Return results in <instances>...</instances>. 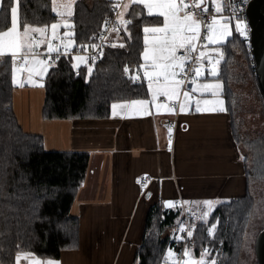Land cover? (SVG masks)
Masks as SVG:
<instances>
[{"label":"trees","instance_id":"obj_1","mask_svg":"<svg viewBox=\"0 0 264 264\" xmlns=\"http://www.w3.org/2000/svg\"><path fill=\"white\" fill-rule=\"evenodd\" d=\"M112 0H77L71 32L74 45L91 44L107 16ZM52 0H20L19 16L33 26L51 25L59 19ZM131 24L114 34L115 46L103 59L79 66L60 57L44 78V119L107 118L113 103L146 97L145 82L125 76L143 63V29L162 22L141 4L127 12ZM10 0L0 9V30L10 26ZM120 45H123L121 47ZM46 43L41 49H46ZM224 52L217 78L225 85L232 134L243 153L247 188L241 195L220 203L199 222L190 239L193 257H214L216 264H246V242L252 231L264 229V90L257 73L250 39L235 30L217 45ZM91 68V72H89ZM17 85L12 83L10 55L0 58V264H16L17 254L28 252L41 259H58L80 246L81 222L72 212L86 179L90 154L86 151L48 150L44 138L26 132L13 107ZM253 96L249 98L248 94ZM181 207L153 203L147 213L143 237L133 264H171L169 248H180ZM216 224L210 234L208 228ZM251 264H258L257 255Z\"/></svg>","mask_w":264,"mask_h":264},{"label":"crops","instance_id":"obj_2","mask_svg":"<svg viewBox=\"0 0 264 264\" xmlns=\"http://www.w3.org/2000/svg\"><path fill=\"white\" fill-rule=\"evenodd\" d=\"M76 1L56 0V5L71 3L74 10ZM225 1L221 0V4ZM133 4L137 3L127 0L125 13ZM145 10L147 12L146 7ZM162 23L163 17L159 24ZM153 26L156 25L147 27ZM210 49L207 56L216 59L217 54ZM201 69L202 75L195 77L197 83L218 80L222 88L214 95L195 92L192 84L184 90L181 86L182 102L185 91L190 93V99L188 110L179 111V127L175 139L171 134V145L169 128L161 121L174 119L175 110L158 111L155 104L150 103L146 115L119 108L116 109L118 114L113 115L112 108L107 118L44 119L45 90L16 87L13 107L26 132L42 135L48 150L90 154L86 179L72 208L81 222L80 246L53 260L60 264H133L153 203L172 200L177 205L180 190L189 205L201 207L205 212L209 210L203 204L205 200L218 201L211 209L214 210L223 201L246 192L243 153L232 134L225 85L222 80L213 78L211 69L204 64ZM139 72L142 74V69ZM218 72L219 65L217 75ZM139 99L150 101L149 91L146 97L132 100ZM197 99L201 107L204 100L222 99L226 111L197 112ZM158 102L169 106L171 103L163 96L158 97ZM143 176L154 178L144 195L140 185ZM19 254L21 258L16 264H31L34 259L49 260L28 252Z\"/></svg>","mask_w":264,"mask_h":264},{"label":"snow or ice","instance_id":"obj_3","mask_svg":"<svg viewBox=\"0 0 264 264\" xmlns=\"http://www.w3.org/2000/svg\"><path fill=\"white\" fill-rule=\"evenodd\" d=\"M132 3L144 5L149 14H157L163 17V23L159 26L144 27L143 37V52L141 53L143 63L139 65V69H142V76L139 72L130 76L133 81L141 80L142 78L147 81V88L151 95V100H132L124 101L122 103H113V115H117L116 109L124 111L125 109H131L132 114L146 115L148 114V106L150 103L155 104L156 109L166 112H173L174 109L169 106L168 103L158 102V97L163 96L167 101H179L181 94V86L185 84L184 79H180V76L187 77L186 64L192 60L190 53L195 51L198 46V41L201 38L202 27L206 28V35L204 40L212 45H222L227 39L232 36L230 30L231 18H225L220 15H212L209 18V22L204 25L201 20L196 18L195 9H201L206 14L209 11V3L212 5L215 13H221L223 11L221 0H192L191 3L186 0H131ZM19 4L20 0H10V26L6 30H0V58L10 54L12 62V83L20 87L24 86V81L17 78V64L20 62V70H27L29 73H38L43 75L49 69L50 58L53 52L60 53L61 47L65 53L72 48L74 43L72 37L73 32L66 31L62 36H58L57 32L62 26L64 28H71L73 25L69 20L63 19L66 17H72L73 10L71 3L64 4L57 7L56 0H53L52 11L62 18V22H54L50 25L33 26L30 23L24 22L19 16ZM114 7H120L119 4ZM125 11L128 9V5H123ZM5 8V0H0V9ZM229 21V22H225ZM131 21L124 19V13H120L117 16L116 26L111 31L119 32L120 26H123V30L127 32V25ZM107 26V22L105 24ZM235 32L240 36L247 39V26L246 23L237 18L235 20ZM38 34V38L37 35ZM101 39H104L102 36ZM59 41L54 45V41ZM46 43V51L44 55L49 57V60L41 59V53L37 51L41 45ZM115 46V45H114ZM123 47V45H120ZM82 48L86 46H81ZM92 48H97L95 44L90 45ZM202 47H207V44ZM211 53L217 54V58L214 60L212 55L207 56L208 63L211 65L212 76L217 75V65L224 57V52L220 47H214L209 50ZM206 56L205 51L199 52L198 59H202ZM59 59V55H57ZM75 60L85 62L87 57L75 56ZM94 59V58H93ZM22 61V62H21ZM29 64L31 66H29ZM78 67V65H73ZM195 76L202 75L201 68L193 69ZM91 72V68H89ZM125 73H129V68L125 66ZM29 83H36L29 77ZM193 85V91L200 93L212 92L214 95L218 94L222 88L220 81L197 83L194 77L191 80ZM184 100L180 103V111L184 112L188 110V103L190 99V93L183 92ZM203 107H201V101L196 100L197 112H217L226 111L224 107V101L222 99L216 100H204ZM169 132V145H171V132L172 129H168ZM241 159H244L241 156ZM148 195H151L150 193ZM218 201L205 200L203 204L212 209L214 203ZM187 203V202H185ZM165 207H174L175 201H164ZM209 215L208 211L203 213L201 219L206 218ZM193 229L195 225L192 226ZM216 224H212L208 228V232L212 234ZM180 230L184 231L185 226L180 225ZM187 236L191 238L193 231H187ZM181 236L179 239H183ZM28 255V254H24ZM209 255V249L204 248L201 252L199 259H194L191 255V249L185 248L183 256L185 259L182 261L176 258V253L169 248L166 254V261L171 259V264H216V259L213 257L210 261L206 259ZM21 254H17V262H19ZM31 264H60L59 261L49 259L47 261L34 259Z\"/></svg>","mask_w":264,"mask_h":264},{"label":"built area","instance_id":"obj_4","mask_svg":"<svg viewBox=\"0 0 264 264\" xmlns=\"http://www.w3.org/2000/svg\"><path fill=\"white\" fill-rule=\"evenodd\" d=\"M186 2L191 3L192 0H186ZM250 2L251 0H226L222 5L223 11L221 13H215L212 5H209V11L206 14H204L201 11V9H195L194 11H195L197 19L201 20L202 24L204 25H206L209 22V18L212 15L223 14L227 18L228 17L231 18L230 21L232 22L235 28V20L239 18L246 23L247 33H248L247 38L250 39L252 27H251V24L249 22V18L247 15V10H248V6ZM117 4H119L120 7H114V5H117ZM125 4H127V0H112L111 13L107 16L100 30L95 35L94 42L91 44L83 45V46H86L84 48L81 47L82 45L72 47L69 51H67V53H65L64 49L61 47L59 54L56 52H53L51 54V58L49 61L50 65L53 66L55 62L58 60L57 55H59V58L65 56V57L71 58L72 60L74 59L75 56H84V57H87L85 61L86 63H96L99 60L103 59L106 51L112 48L116 44L115 39H114V34L116 32L111 31V29L114 26H116L117 16L123 12L124 19L131 21L130 17H128L127 13H125V9L123 7V5ZM106 22H107V26H105ZM130 24H128L127 26H129ZM122 29H123V26H120V31ZM34 35H37V38H38V34H34ZM205 35H206V28L202 27L201 38L198 41L197 49L190 53V55L192 56V60L186 64V71L188 72V76L187 77L182 76V79L185 80V84L183 85V90L189 88L191 86V80L194 77H196L193 69L202 68L203 63L201 59H198V57H199V52L202 50L204 51L205 49V47H202L203 45H205V40H204ZM102 36L104 37V39H101ZM58 43H59L58 40L54 41V45ZM92 44H95L98 47L97 48L90 47V45ZM37 51L41 53V57H46L49 60V57L47 55H44L46 50L39 48L37 49ZM76 72L79 73V66L76 67ZM137 72H139V70L135 72H131L129 70V73H125V76L130 79V76L135 75ZM135 82L147 83V81L144 80L143 78ZM181 102H182V98L180 96L179 101H173L170 103V106L175 110L174 119H163L161 121V123L164 126L172 129L171 134H172L173 139H175L177 131H178V127H179V111H180ZM153 180L154 178H150L146 176H143L140 178V185L142 186V195L145 194V192L147 191V189L149 188ZM178 191H179V195H178L177 204L182 209V213H183L182 225L185 226V230L181 232V236H183L184 238L181 239L180 248L176 251V258L182 261L183 259H185V257L183 256V251L185 248L189 249V243L191 239L187 236V231L192 230L194 232L195 228L193 229L192 226L195 225L196 227V225L199 222L205 221L208 218V216L206 218L201 219V217L203 216L204 210L201 207H197L195 205H189L188 203H185L186 200L183 197L181 191L180 190Z\"/></svg>","mask_w":264,"mask_h":264},{"label":"water","instance_id":"obj_5","mask_svg":"<svg viewBox=\"0 0 264 264\" xmlns=\"http://www.w3.org/2000/svg\"><path fill=\"white\" fill-rule=\"evenodd\" d=\"M247 15L251 24L250 45L259 80L264 90V0H251ZM258 264H264V229L256 238Z\"/></svg>","mask_w":264,"mask_h":264},{"label":"rangeland","instance_id":"obj_6","mask_svg":"<svg viewBox=\"0 0 264 264\" xmlns=\"http://www.w3.org/2000/svg\"><path fill=\"white\" fill-rule=\"evenodd\" d=\"M64 4H68V3H64ZM220 16H223V17L227 18L223 14H221ZM63 19H67L68 20V18L66 16ZM58 21H61L62 22V18L59 17V19L57 21H55V22H58ZM225 22H229V21H225ZM159 25H161V24H159ZM159 25H156V26H159ZM230 30L232 31V33L235 30V28H234V26H233V24H232L231 21H230ZM50 31H51V29H50V26H49V34H50ZM66 31H70L71 32V28H64L62 26L60 29H58L57 34H58V36H62V34L64 32H66ZM205 44H207V47L204 49V51L206 52V56L204 58H202L201 61L204 64L205 67H208V68L211 69V65L208 63V60H207V50H208V48H212L214 45L208 43L207 41H205ZM44 50H46V49H44ZM40 58L41 59L48 60L46 57H40ZM73 62H74V65H78V66H80L81 64H84V62H80V61H77L75 59H73ZM218 65H217V67H218ZM29 66H31V65L29 64ZM50 67H49V69H50ZM17 69H18L17 70V78L22 79L24 81V86L44 89V86H43L44 85V78L47 75L49 69L43 75H40L38 73H29L27 70H23V71L20 70V62H18V64H17ZM30 76H31V79L33 81H36V83L33 84V83H29L28 82ZM248 96H249V98H252L253 99V96L251 95V93L248 94ZM212 211L213 210H208L209 214ZM256 238L257 237L255 236V233L251 231L249 233V235H248L247 242H246V254H245L246 255V259H245V263L246 264H251L249 261H251L252 257L255 256V254H256ZM191 255H192V253H191ZM192 257H193V255H192ZM193 258L194 259H199L200 257H198V258L197 257H193Z\"/></svg>","mask_w":264,"mask_h":264}]
</instances>
